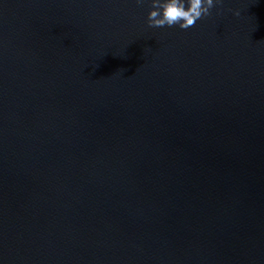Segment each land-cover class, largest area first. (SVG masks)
Returning a JSON list of instances; mask_svg holds the SVG:
<instances>
[{"label": "water", "instance_id": "1", "mask_svg": "<svg viewBox=\"0 0 264 264\" xmlns=\"http://www.w3.org/2000/svg\"><path fill=\"white\" fill-rule=\"evenodd\" d=\"M151 10L0 0V264H264V0Z\"/></svg>", "mask_w": 264, "mask_h": 264}, {"label": "clouds", "instance_id": "2", "mask_svg": "<svg viewBox=\"0 0 264 264\" xmlns=\"http://www.w3.org/2000/svg\"><path fill=\"white\" fill-rule=\"evenodd\" d=\"M136 4L150 3L147 16L149 28H178L186 31L211 10L222 5L223 0H135ZM239 12L234 15L239 16Z\"/></svg>", "mask_w": 264, "mask_h": 264}]
</instances>
